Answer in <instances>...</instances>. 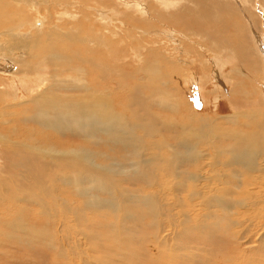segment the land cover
I'll return each mask as SVG.
<instances>
[{"label": "bare ground", "instance_id": "obj_1", "mask_svg": "<svg viewBox=\"0 0 264 264\" xmlns=\"http://www.w3.org/2000/svg\"><path fill=\"white\" fill-rule=\"evenodd\" d=\"M162 1L164 0H0V69H9L12 64L9 57L6 56L5 50L7 53H12L13 56L17 54L15 56L19 66L18 70L16 69L17 75L22 73L29 93L24 91L30 97L28 101H22L16 106L9 105L10 103L8 104L7 101L13 96V85L7 80L8 78H5L6 80L0 78V215H2L0 216V241L4 238L7 239L8 231L13 233L11 236L18 235L20 231H23L25 236L17 239L24 247L30 242L33 244L39 242L40 244L43 241L47 250L57 255L63 264H71L72 258L78 264H90L89 256L81 253L80 239L84 237V234L80 232L79 225H81L82 213L79 214L76 207L78 200L80 201L79 197L86 199L83 193L85 189L95 187L104 191V195L112 199L109 202L112 209L113 204H117L116 201L120 204L126 201L125 192L120 189L121 184L141 181L143 184L153 187H162L165 189L164 192H175L176 190L181 192L179 190L182 184L180 179L184 174L188 181V204L193 206L191 213H196L191 217L188 210V218L185 211L182 214V217L188 219V237L191 242L198 237L195 232L201 236L205 235L203 237L205 238L212 234V231L220 230V228L226 230L224 223L227 224L231 220L234 225L233 229L238 230L237 241L242 245L243 254L240 258L248 259V256L252 255V250L255 252L254 257H257L258 253H264V230L259 235L257 233L256 236V230L264 224V116L258 118L255 113L242 116L244 122L240 123V127L253 128L251 134L245 130L241 131L240 127L238 129L221 128L220 126L223 127V125L213 124L211 118H197L192 115L189 102L186 104L184 100L176 99L175 92L172 95L167 92L168 90L165 88L168 87V83L166 82L170 81L171 76L164 72V66L171 65L172 76L175 77L183 71L182 65L187 66L191 60L183 64L184 59H180L178 63V60L172 59L170 53L167 52L165 53L168 55L164 54L167 55L164 63H162L163 60L154 59L151 50L157 44L156 33L166 27V24L184 29L188 24V19L179 21L177 20L178 14L188 12L192 16H196L193 13L196 10V3L191 0ZM227 1L229 0H226V3H230ZM235 1L236 5L240 7L245 4L250 5L248 0ZM161 3L166 5L151 14L142 10V8L151 9L154 5L159 6ZM170 7H174L176 11H172ZM27 10L36 13V16ZM199 10L201 11L200 8ZM207 13L205 11L204 15L206 16ZM222 14H226V17L235 21L236 33L234 37H224L219 28L215 31L212 29L213 26L208 23L206 25L207 35L211 39L216 35L223 37V43L233 45H235L234 39L239 42L244 39L243 34L246 35V39L251 35L252 37L247 39V43L258 47L259 54L255 50V57L259 61H249L248 70L251 69L255 75H263V32L256 30L251 25L252 22H249V18L256 22L258 20L256 15L248 17L246 26H244L237 20L244 18L238 15L237 9L230 8ZM99 15L100 17H98ZM78 16L83 19L85 25L77 20ZM107 21H113L114 24L121 27L118 39L109 36L108 29L111 26L108 28L110 24ZM28 25L36 28L34 39L33 35L29 34L32 30L27 27ZM160 28L161 30H159ZM177 28L175 29L177 30ZM185 30L188 37V29ZM167 33L172 34L171 31ZM178 34L181 35L179 31ZM44 35L48 40H38V37ZM190 36L195 37L192 33ZM126 38H130V40H125ZM112 40L122 42L121 51H118L120 57H127L123 48L128 45V42L135 56L138 57L143 52H141L142 48L149 53H147L146 61L141 55L143 63L137 68V75L130 76L135 79L133 85L128 84L127 75L117 69L118 65L113 70L117 76L116 87H111L109 83L107 85L103 80L112 73L113 58L111 53L116 50ZM137 40L140 42L139 46ZM12 41H14L13 44ZM168 41L169 44L174 41V38L171 36ZM40 43L46 44L38 45ZM179 47L174 49V52L180 53V55L187 53L181 45ZM91 48L97 52L109 50L107 59L109 66L102 67L100 73L94 67L91 56L87 54ZM162 48L165 51L169 50L166 47ZM221 48L222 51L216 53L214 59L210 61V63H214L213 72L195 79L197 76L188 70V76L189 74L193 75V79H188V82L200 85L202 95L206 92L204 88L208 84V78L212 76L219 81V77L223 76L222 71L230 65L229 60L233 58L234 51L231 53L228 45ZM191 51L194 50L189 49L188 55ZM146 52L143 54L145 55ZM92 53L95 52L91 50L90 54ZM223 54L225 55L223 56ZM180 55L177 54V58ZM60 56H66L76 61L74 63L77 65V70L71 71L73 67L69 60L63 59L65 57H62V60ZM221 56L227 57L229 60H225ZM26 59H30L38 65L42 72L30 68L27 62L22 65ZM115 60L117 59L115 58ZM80 62L85 64V69L82 72L78 71ZM115 63L117 64V62ZM204 66H206L205 62ZM231 70L232 75L236 73L235 76H246L249 73L243 66L242 68L235 66ZM239 73L241 74L239 75ZM228 76L227 78H229ZM235 82L238 87H234L237 90L243 82L239 83L240 81L236 80ZM237 91L239 92V90ZM245 91L241 90L240 92L246 98ZM144 92L148 93L145 98L142 96ZM206 97L208 98V96ZM225 97L227 98L226 95ZM148 99L151 100V103L153 99L161 100L165 105L156 104L155 107L166 110V112H176L182 116L178 115L177 119L174 118L176 121H173L172 118L165 120L154 116L155 114L153 115L149 110ZM235 99L233 97L234 102ZM205 100L207 101V99ZM215 100L217 102L219 99ZM239 121L231 118L228 122L238 126ZM135 130H138L139 134L148 140L147 144L145 143L142 147L151 151V153L148 152L151 154V158L137 159L134 157L135 155L131 156L128 165L132 164L140 173L139 177L134 178L127 173L120 172V166L113 163L109 157H111V150H114L113 146H122L123 148L129 146L131 150L140 146L139 144L143 140L140 142L138 135H134ZM166 133H174V135L169 139L165 135ZM156 139L165 140L166 143L162 141L159 143ZM175 142L176 146L173 145ZM203 147L205 150L200 149ZM180 152H182L181 155ZM139 155L141 154L139 153ZM97 156H99V160H96ZM184 164L192 165L196 171L193 172V170L192 175H190V171H184L182 174L181 167ZM64 188H67V191ZM220 188L223 190L218 192ZM22 203L29 206L21 205ZM188 207L190 206L188 205ZM160 208L162 209V204ZM161 209H152V212L158 215L157 212H161ZM130 212L132 213V211ZM3 215H7L11 221H2ZM28 216L31 218V222L25 221ZM121 216L123 215L121 214ZM44 219L49 220L50 223H42ZM186 225L184 223L173 224L168 225V228L172 234L181 235L185 233L184 226L186 227ZM165 231L164 228L156 234L157 238L155 237L160 248L163 249L166 248L163 245L170 242V236ZM55 233L59 234V237H56ZM196 240L199 242L198 239ZM206 243L188 245L191 248L189 252L194 257L192 261L198 260L205 252H215L214 249L208 251L206 247L211 248L212 246L208 245L210 243ZM121 244L124 245L121 246ZM107 245V247L118 248L125 255L129 253L130 247L123 241L113 239L107 241ZM122 248L126 250H122ZM163 249L158 251L165 255L167 251L164 250V252ZM171 253H173L172 250ZM111 254L109 248L107 250L104 248L102 251L106 260L105 264H118L116 263L117 256ZM221 254L219 253V255ZM15 257H12L13 263L19 264V259ZM36 258L33 259L35 263L37 262ZM238 258L237 264L240 263ZM205 260L207 259L205 258Z\"/></svg>", "mask_w": 264, "mask_h": 264}, {"label": "rangeland", "instance_id": "obj_2", "mask_svg": "<svg viewBox=\"0 0 264 264\" xmlns=\"http://www.w3.org/2000/svg\"><path fill=\"white\" fill-rule=\"evenodd\" d=\"M175 1L176 0H164L162 2H175ZM191 1L196 3V10L193 11V13L196 16H194V15L192 16V14L188 13V12H183L181 14L176 13V14H178L177 20L181 21V20H187L188 19V24L185 25L184 29H182L180 27H178V28L175 27L181 33V35H179L178 31L170 24H166V27L162 28V30L160 28L159 30H161V31H157V33H156L157 38H158L157 44H155L154 48L151 50L152 51L151 55L153 56L154 59L155 58H156V60L160 59V61L163 60L162 63H164L165 62L164 59L168 55L167 53H170V57L172 59H177L178 63L180 62L179 61L180 59H184L183 64H186L185 63L186 61L191 60L190 64L187 65L188 67L186 65H182L183 71L181 69L180 70L183 73L180 71L181 73H179V75H176L175 77L172 76V70H171L172 66L171 65H166V66L163 65L165 67L164 72L167 75L171 76L170 81L166 82V83H168V87L165 89H167L168 90L167 92H169L171 95L174 94V92H175L174 96L176 99L177 98L181 99V101L184 100L186 104H188V102H189L191 104L190 112L192 115L197 116V118H199V117H203V118L205 117L206 119L211 118L210 120H213L212 121L213 124H219L220 123L221 125H223V127L219 125L221 128L238 129V127L241 126L240 123L244 122V120H242V116L245 114L255 113L258 118L260 116L263 118V116H264V96H263L264 95V81H263L264 80V72H263V75L262 74L255 75L254 74L255 72H252L251 69L248 70L249 61L250 62H253V61L258 62L259 61L255 57V50H257L258 47H255L254 45L247 43V39H250L252 36L250 35L246 39V35L243 34V36H242L244 38L243 40H241L239 42L236 39L233 40L235 45L225 44V43H223V41H224L223 37H219L216 35L213 37L214 40L211 39L210 36L207 35L206 25L208 23L210 26H213L212 29H214V30L219 28L224 37H227V36L234 37V35L236 33L235 21L231 20L229 17H226L227 16L226 14H222L223 12L230 10V8H234V9H237V13L240 17H244L241 19H237L244 26H246L245 23L247 22L248 17H251V15H256L258 20L255 22L254 19L251 20V18H249V20H250L249 22H252L251 25L256 30L261 31V33L263 32V39H264V1L263 0H248L250 2V5L247 6V4H245V5H243V7L237 6L236 5L237 3L235 0L234 1L229 0L230 3H226V0H223V1L222 0H191ZM229 1H227V2H229ZM217 4H218V6H217ZM165 5L166 4L161 3L159 6L154 5L153 8H151V9L142 8V10L151 14L155 11L162 9ZM167 6H170V5H167ZM244 6H247V7H244ZM199 8L201 9V11L199 10ZM170 9L172 11H176V9L174 7H170ZM205 11L208 12L206 14V16L204 15ZM27 12H30L34 16H36V13H33L30 10H27ZM39 12H41V9H39ZM207 15H208V17H207ZM219 16H221V18H219ZM98 17H100V15ZM77 20L80 21L83 25H85L83 19L80 16L77 17ZM107 22H108V24H110V25H108V28L111 26L108 29L110 31L109 36L111 38L118 39L120 36L121 27H119L118 24H116V23L114 24L113 21H107ZM238 25H240V24H238ZM27 27L31 28L32 31H30L29 34L33 35V39H34L36 36V28L34 26H31V25H28ZM185 29H188V37L186 36V33L184 32ZM170 31L172 32V34L167 33ZM190 33L194 34L195 37H191ZM171 36L174 38V41L168 44V42H169L168 40ZM38 40L46 41L48 39L44 35L42 37H38ZM125 40H130V38H126ZM160 41H162V42H160ZM13 43H14V41H12V44ZM121 43L122 42H120V41L112 40V44H113L114 48L116 49V50H114V52L111 53V56L113 58V60L111 62V66L113 67V68L111 67L112 73L108 78L103 79L107 85L109 83L110 86L113 88L116 87L115 81L117 79V76H116L115 71H113L116 65H118L117 69H120L122 72H125V75H127L126 77L128 79H126V81L127 82L129 81L128 84L133 85V84H135L134 83L135 79H133V77H130V76L135 75L137 68L139 67L140 64L143 63V60L141 59V55L143 56V59L146 61V59L148 58V54H149L148 52H146V50H144V48H142L141 52L142 51L143 52L138 57L135 56V53L131 50L130 43L128 42V45H125V47L123 48V50H125L123 52H125V54L127 53V55H126L127 57H125V58L120 57L118 51L119 50L121 51ZM137 43L139 46V43H140L139 40H137ZM45 44L40 43L38 45H45ZM180 45L184 48L185 51H187V53H186L187 55L185 53L183 55H180V53L174 52V49H178L177 47H179ZM224 45L229 46L228 49L231 51V53H233V51H234V53L232 54L233 58L231 60H229V58H227V57L224 58L221 56L223 59L229 60L230 65L226 66L225 69L222 71L223 76L219 77V81L217 80V78L212 77V76H210L208 78V80H207L208 84L206 85V88H204L206 90V92L203 93V95H202V93H201L202 90L200 89V85H198V84L196 85V83L194 85L193 82L192 83L188 82V79H191V80L193 79L192 78L193 75L189 74V76H188V73L189 72L194 73L197 76L195 79H198L199 77H202L204 74H209L210 72H213L214 63H210V61L214 59L216 53H219L222 51L221 47H223ZM6 47H8V45H6ZM162 47H166V49L169 48V50L165 51ZM236 47H237V49H236ZM179 48H181V47H179ZM189 49H193L194 51H191V53L188 55ZM91 50L95 53L90 54ZM90 51L87 54H89L91 56L94 67L97 69L98 73H100V69L102 67L109 66V64L107 63L109 50L105 51V52H97L95 49L91 48ZM263 51H264V49H263ZM145 52H146V54L144 55L143 53H145ZM165 52H167V53H165ZM5 53H6V56H8L9 59L11 60L12 64H10L9 69H2V70L0 69V78L4 79V80H6L5 78H8L7 80L12 83V85H13V96L8 99L7 103L8 104L10 103L9 105L16 106L17 104H19L22 101H28L29 100V98H30V97H28L29 91H27L26 81L22 77V73L20 75H17V70L19 67L17 64L18 60H17V58H15V56L17 54H15L13 56L12 53H7L6 50H5ZM164 54H167V55H164ZM177 54L180 55V56H178L179 58H177ZM257 54H259V50H257ZM224 55L225 54H223V56ZM244 56L246 57V59ZM60 57H61V59H62V57H65L63 59L69 60L70 64L73 67V70H71V71L77 70V65L74 63L76 61H73L72 59H69L66 56H60ZM183 57H185V58H183ZM115 58L117 60H115ZM125 59H126V61H125ZM24 62H27V64L29 63L30 68H34L37 71L42 72L41 68L38 65H36L35 63H33L30 59L24 60L22 62V65L25 64ZM115 62H117V64ZM135 62H136V64H135ZM204 62L206 63V66H204ZM80 63L81 64L79 66L78 71L82 72L85 69V64L83 62H80ZM178 63H176V64H178ZM128 66L129 67L131 66L132 68L131 67L129 68ZM235 66L236 67L241 66V68L243 66V68L249 72L248 75H246L247 78H246V76H241L240 75L241 73H239L240 76H235L236 73H234V75H232L233 72L231 69L235 68ZM135 67H136V69H135ZM186 67H187V69H186ZM188 70H189V72H188ZM129 72H131V73H129ZM2 73H4V74H2ZM7 73H8V75H7ZM231 75L234 77V78L232 77L233 79L231 78ZM227 76L229 78H227ZM140 78H141V75H140ZM224 78H227V79H224ZM186 80H187V82H185ZM229 80H231V81H229ZM235 80L240 81L239 83L243 82V83H241L242 86L240 85L241 89L240 88L237 89V90H239V92L234 87V86H237L236 85L237 82H235ZM24 90H26L28 93H26V91H24ZM241 90H244V91L246 90L245 91L247 93L246 98L244 95H241V92H240ZM147 94L148 93L144 92V94L142 96L145 98L147 96ZM233 94L236 97L232 96ZM114 95H116V94H114ZM225 95L227 96V98L225 97ZM206 96H208V98ZM233 97L236 98L235 102L233 101ZM18 98H19V100H17ZM229 98H230V100H229ZM205 99H207V101ZM215 99H219V100H217V102H216ZM12 100L15 102H13ZM147 102H148L149 110L151 111V113L153 115L155 114L154 116H157V117L159 116L165 120L172 118L173 121H176L175 119H177L178 115H179V117L182 116L180 114H177L176 112H172V113L169 111L166 112V110L159 109V107H155L156 104H163L161 100L153 99L152 103H151V100L148 99ZM233 104H234V106H233ZM163 105H165V104H163ZM234 117H237V118L240 117V118L237 119ZM231 118L233 120H238V121L240 120L239 123L237 124L238 126L231 125V123L228 122L229 120H231ZM169 120H171V119H169ZM240 128H241L240 129L241 131L245 130L247 132H250V134L253 133V128H251V127L242 126ZM115 132L117 133L118 131H115ZM133 133H134V135H136V134L138 135L137 137L140 138L139 139L140 142L143 140L139 144L141 147L140 146L138 148L136 147V148L132 149L133 150L132 151L129 146H126V148H123L122 146H120V147L119 146H113L115 148L112 147V149H114V150H111V152H110L111 157H109V158H110V160H112L113 163L115 162V164H118L120 166L119 167V168H121L120 172L127 173L130 176L135 178V177H139L140 173L137 171V169L132 164L130 166L128 165V164H130V163H128L129 162L128 160L131 158V156L133 157L134 155H135L134 157L137 159H139V158L140 159H142V158L148 159V158H151V154H148V152L150 150H145V148L142 147V146H144L145 143L147 144L148 140H145L144 136L142 134H139L138 130H135ZM53 134H55V133H53ZM165 135L170 139L171 136L174 135V133H169V134L166 133ZM101 136H102V134H101ZM166 136H164V137H166ZM167 137H166V139H167ZM156 141L157 142L159 141V143H162V142L166 143L165 140L164 141L161 140L162 141L161 142L160 139H156ZM225 144L226 143L224 142V145ZM173 145L176 146L177 143L175 142ZM200 149L205 150V147L200 148ZM127 150H129V151H127ZM112 153H114V154H112ZM139 153L141 155H139ZM149 153H151V151ZM181 154H182V152H180V155ZM113 155H115V156H113ZM113 158H115V159H113ZM96 160H99V156H97ZM0 162H1V158H0ZM123 164H125V165H123ZM184 171H186V172L190 171V173H191L190 175H192V173L196 171V168H194L192 165L188 166V165L184 164L181 167L182 174L184 173ZM186 178L187 177L183 174V177L180 179L182 184L180 185L181 188H179V190L181 192H178L177 190L175 192H171V191L164 192L165 189L162 187H157V186L153 187V186H150L147 184H143L141 181L132 182L130 184H121L120 189L125 192L126 201L121 202V204L118 203V201H116V203L118 205L114 203L113 204L114 206L112 207V209L109 206V204H110L109 202L112 199H110V197L105 196L104 191L98 190L99 188H95V187H92L91 189H90V187H89V189H85L83 193L85 194V197H86L85 200L86 201L84 200V197H83V199H82V197H79L80 201L78 200L77 206L75 205L77 207V212L79 214L82 213L81 214L82 221L80 223L81 225H79L80 232L82 234H84V237H82L80 239V241H81L80 244H82L81 253H85L89 256V258L91 259L90 264H105L106 260H105L104 256L102 255V251L104 250V248H105V250H107L108 248L111 249V253H112L111 255L117 256L116 263H118V264H212V263L218 264L220 262H223L224 264H227V263L228 264H234L236 261L237 262L235 264H237L238 263V260H237L238 257H239L238 259L240 261L239 264H244V262H245V264H261V262H262V264H264L263 263L264 253H258L257 257L256 256L254 257V255H255L254 250L251 251L252 255L248 256L250 259L245 258L246 259L245 260L244 257L242 259L240 258V256L243 254L242 249H241L242 245L240 244L239 241H237L236 234H237L238 230L236 228H234L235 230L233 229L234 225L231 222V220L227 224L224 223L225 227L227 228L226 230H223V228H220V230L212 231V234L207 235L205 238H203L205 235L201 236V235H198L197 232H195L198 236L196 239H198L199 242H197L196 239L192 240V242H191L190 238L188 237V231H189L188 230V228H189L188 227V219L186 220L184 216L182 217V214L184 213L183 211H185V215L188 218V210L190 211L191 217L193 215H195L196 213H191V208H193V206L191 204H188V181L186 180ZM58 185H61V184L58 183ZM122 188H124V189H122ZM64 190L67 191V188H64ZM151 190H153V191H151ZM222 190L223 189L220 188L218 190V192H221ZM131 195L132 196L134 195L135 197L134 196L132 197ZM88 198H89V200H88ZM113 202H115V200H113ZM161 204H162V209L160 208ZM184 204L186 207L183 206ZM21 205L29 206L26 203H22ZM101 205H103V206H101ZM188 205L190 207H188ZM134 206H135V208H134ZM30 207H34V206H30ZM102 207H103V210H102ZM180 207H181V209H180ZM90 208H92V209L90 210ZM82 209H83V211H82ZM110 209H111V211H110ZM152 209H156V210L161 209L162 215H161V212H159V211L157 212L158 215L154 214L152 212ZM107 210H108V212H107ZM113 210H117V211L114 212ZM109 211H110V213H109ZM130 211H132V213H133V211H135V212L132 214ZM99 213H101V214H99ZM106 213H107V215H106ZM123 213H125V214H123ZM121 214L123 216H121ZM0 216H2V215H0ZM88 216H89V220H88ZM2 218H3V219H1L2 221H6V220H7V222L11 221L7 217V215H5ZM25 221L31 222V218L28 216L27 220L25 219ZM42 223H50V222H49V220L44 219ZM181 223H184V225L187 224L186 227L184 226L185 233L184 234L182 233L183 235L182 234L181 235L172 234V231L168 227L170 225H173V224H181ZM99 226H100V228H99ZM164 228L166 229V231H165L166 234H168L170 236L169 237L170 242L167 245H163L164 247H166L163 249L162 247L160 248V244L157 242V239H156L157 235L156 234L158 232L162 231ZM51 229H53L52 226H51ZM263 230H264V224H262L261 226L258 227V229L256 230V236H257V233L259 235L261 232H263ZM8 233H9V235H7V239L4 238V239H1V241H0V245H1L0 246V264H16V263H13V261H12V257L13 256L15 257V253H16L15 258L19 259V261H20L19 264H21V263L22 264H26V263L27 264L28 263L29 264H39V263L40 264H63L62 260L59 259L57 257V255H55L54 253L52 254V252L47 250V247H45L43 241L40 244H39V242H36L34 244L32 242H30V243L26 244L24 247V246H22V244H20L19 240L17 239L19 237L25 236V233H23V231H20V233L18 235H14V236H11V235H13V233H11L9 231H8ZM95 234H97V235H95ZM199 234H200V232H199ZM54 235L56 237H59V234L55 233ZM121 235H122V237H121ZM234 235H235V237H234ZM139 237H140V239H139ZM200 237L202 238L201 240H200ZM105 238L107 239V241L113 240V239L123 241L125 243V245H128V247H130L128 255L121 253L118 248L110 247V246L107 247L108 245H107V241H105L106 240ZM108 238H109V240H108ZM248 238H250V236H248ZM19 239H21V238H19ZM12 240H14V241H12ZM212 240H213V242H211ZM8 241H10V242H8ZM235 241L237 242V244ZM200 242H202V243L207 242L206 244L210 243L208 245L212 246V247L211 248L206 247V249L208 251H212V249H214L215 252H212V253L205 252L202 256H200V258L198 260L192 261L194 259V257H192L191 253L189 252L191 250V248L188 245H190L191 243H193V244H191L192 246L193 245H200ZM123 245L124 244H121V246H123ZM228 245H229V247H231L230 249H229ZM98 246H100V247H98ZM1 247H3V248H1ZM5 247H7V248H5ZM11 248H15V249H11ZM177 248H179V249H177ZM159 249H163L162 251L165 250L167 252L165 253V255H162V254H160L161 251L159 253V251H158ZM181 249H182V251H181ZM227 249H228V251H226ZM122 250H126V249L122 248ZM171 250L173 253H171ZM219 253H222V254L219 255ZM32 255L35 258L37 257L36 263H35V261H33L34 257ZM55 257H57L58 260ZM204 257L207 260H205ZM95 258L97 261L95 260ZM229 258H230V260H229ZM202 259H204V260H202ZM226 259H228V260H226ZM21 260H23V261L27 260V261H25L23 263V261H21ZM212 260H213V262H212ZM214 260H215V262H214ZM258 260H260V261H258ZM139 261H141V262H139ZM195 262H197V263H195ZM71 264H78V262L77 261L75 262V260L72 258Z\"/></svg>", "mask_w": 264, "mask_h": 264}]
</instances>
